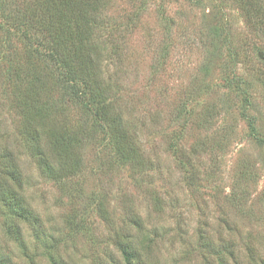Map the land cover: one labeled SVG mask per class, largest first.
I'll list each match as a JSON object with an SVG mask.
<instances>
[{"label": "rangeland", "instance_id": "obj_1", "mask_svg": "<svg viewBox=\"0 0 264 264\" xmlns=\"http://www.w3.org/2000/svg\"><path fill=\"white\" fill-rule=\"evenodd\" d=\"M0 2V178L10 144L40 216L38 226L21 222L25 248L9 233L17 218L0 197V264H53V252L70 264H127L117 232L150 262L264 264V0H100L87 46L101 54L108 100L139 153L124 159L106 127L65 101L55 105L58 125L81 134L85 126L90 138L73 144L84 171L62 180L44 176L30 154L3 76L41 40L8 33L1 25L21 9ZM49 61L42 79L54 100Z\"/></svg>", "mask_w": 264, "mask_h": 264}, {"label": "trees", "instance_id": "obj_2", "mask_svg": "<svg viewBox=\"0 0 264 264\" xmlns=\"http://www.w3.org/2000/svg\"><path fill=\"white\" fill-rule=\"evenodd\" d=\"M13 1L21 13L11 23L8 21L7 25L1 26L8 33L13 31L14 36L32 40L34 35H38L34 39L41 41L33 46L30 56L27 51V60L23 64L20 59L12 62L9 72L3 76L10 80V84L13 83L15 105L25 120L24 129L27 130L30 142V154L37 159L43 175L52 180H62L79 175L85 168L83 154L73 152V144L86 145L90 134L85 126H81V134L58 125L55 105L59 107L65 101L77 106L89 119L88 122L106 127L111 142L116 146V153L124 159L139 153L129 137L126 125L120 115L114 113V106L108 100L109 88L104 85L102 77L101 54L96 47L87 46L91 30L89 13L91 9L99 7L100 0H34L37 3L36 10L32 11L21 0ZM68 12L74 21L69 20L71 16L67 15ZM49 60L55 64L54 71L58 76L59 98L54 100L51 98L52 90L42 79L46 65L41 61L51 66ZM4 156L8 172L0 178V197L17 218V221L9 225V233L28 248L21 222L38 226L40 216L23 193L28 176L24 173L22 161L10 149V144L4 147ZM101 210L107 219L104 210ZM131 220L140 232L145 229L137 212H132ZM56 240L58 238L50 234L44 241L53 245ZM117 241L127 264H161L160 261H148L133 244L131 236L117 232ZM50 258L53 264H70L59 252L51 253ZM32 264L37 262L32 259Z\"/></svg>", "mask_w": 264, "mask_h": 264}]
</instances>
